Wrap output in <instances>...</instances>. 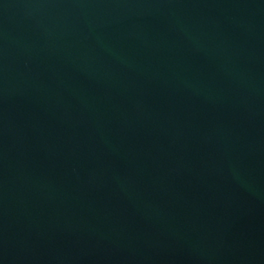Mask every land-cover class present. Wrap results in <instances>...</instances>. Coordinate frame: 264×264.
<instances>
[{
	"label": "water",
	"instance_id": "water-1",
	"mask_svg": "<svg viewBox=\"0 0 264 264\" xmlns=\"http://www.w3.org/2000/svg\"><path fill=\"white\" fill-rule=\"evenodd\" d=\"M0 264H264V0H0Z\"/></svg>",
	"mask_w": 264,
	"mask_h": 264
}]
</instances>
